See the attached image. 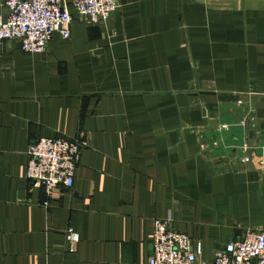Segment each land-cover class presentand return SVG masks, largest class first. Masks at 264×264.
Instances as JSON below:
<instances>
[{
	"label": "crops",
	"instance_id": "1",
	"mask_svg": "<svg viewBox=\"0 0 264 264\" xmlns=\"http://www.w3.org/2000/svg\"><path fill=\"white\" fill-rule=\"evenodd\" d=\"M38 138H80L71 188L26 179ZM165 219L200 264L264 231V0H120L41 54L1 42L0 264H147Z\"/></svg>",
	"mask_w": 264,
	"mask_h": 264
},
{
	"label": "built area",
	"instance_id": "2",
	"mask_svg": "<svg viewBox=\"0 0 264 264\" xmlns=\"http://www.w3.org/2000/svg\"><path fill=\"white\" fill-rule=\"evenodd\" d=\"M119 5L120 0H70L69 8H65L64 0H5L4 12L0 13V43L17 41L21 51L41 54L53 33L69 38L75 17L87 24L104 23ZM226 128L223 125L219 130ZM81 144L80 138L36 139L26 150V179L47 196L59 187L71 188ZM249 160L248 155L241 159L243 163ZM169 224L170 219L153 222L152 252L147 264H200V244L171 230ZM65 235L68 245L75 248L77 233L67 229ZM212 264H264V231L247 232L242 240L226 244L214 254Z\"/></svg>",
	"mask_w": 264,
	"mask_h": 264
}]
</instances>
